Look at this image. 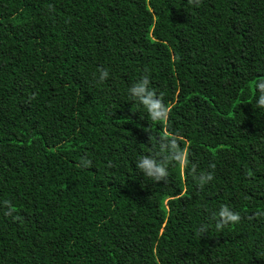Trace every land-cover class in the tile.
I'll return each instance as SVG.
<instances>
[{
	"label": "trees",
	"instance_id": "1",
	"mask_svg": "<svg viewBox=\"0 0 264 264\" xmlns=\"http://www.w3.org/2000/svg\"><path fill=\"white\" fill-rule=\"evenodd\" d=\"M0 264H264V0H0Z\"/></svg>",
	"mask_w": 264,
	"mask_h": 264
},
{
	"label": "clouds",
	"instance_id": "2",
	"mask_svg": "<svg viewBox=\"0 0 264 264\" xmlns=\"http://www.w3.org/2000/svg\"><path fill=\"white\" fill-rule=\"evenodd\" d=\"M109 76L108 70H101L99 80L101 82L105 81ZM150 81L147 77H144L138 81L134 86L129 89L131 93V98L136 102L144 105L147 109L149 115L153 120L160 119L159 113H166L164 105L161 100L155 99V92L149 88ZM137 168L144 172L147 178L159 182L162 177L168 175V171L163 164H159L155 159L150 156H141L137 159ZM81 163L87 167L91 165L90 160H82ZM208 180L212 177L209 175ZM219 220L216 222V228L221 229L229 223H238L241 220V216L238 212H235L228 207H222L218 213Z\"/></svg>",
	"mask_w": 264,
	"mask_h": 264
}]
</instances>
